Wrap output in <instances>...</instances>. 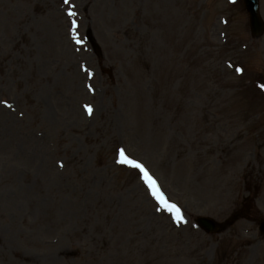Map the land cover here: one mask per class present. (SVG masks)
Here are the masks:
<instances>
[{
  "label": "rangeland",
  "instance_id": "1",
  "mask_svg": "<svg viewBox=\"0 0 264 264\" xmlns=\"http://www.w3.org/2000/svg\"><path fill=\"white\" fill-rule=\"evenodd\" d=\"M156 2L0 0V264H264V34Z\"/></svg>",
  "mask_w": 264,
  "mask_h": 264
},
{
  "label": "snow or ice",
  "instance_id": "2",
  "mask_svg": "<svg viewBox=\"0 0 264 264\" xmlns=\"http://www.w3.org/2000/svg\"><path fill=\"white\" fill-rule=\"evenodd\" d=\"M64 2L67 4L69 3V0H64ZM68 14L69 16H74L76 13L73 11V8H69ZM72 23L75 24L76 21H73ZM240 71H242V69H240ZM261 87H264V85H262ZM4 103L7 104L8 102L5 100ZM85 107L87 108L88 112L91 114L92 112L91 105H85ZM120 156H121L120 162L129 164L141 171L142 179L148 184L149 190L152 192V195L155 197L157 202L162 206V208L170 213H174L175 214L174 219L178 223L186 222L184 218V214L181 208L179 207V205L176 204L175 202L170 201V199L166 196L164 191L159 187L158 182L150 174L149 170L145 167V165L143 163H140L137 159H134L126 155L125 150L123 148L120 149ZM61 166H62V162H61Z\"/></svg>",
  "mask_w": 264,
  "mask_h": 264
},
{
  "label": "water",
  "instance_id": "3",
  "mask_svg": "<svg viewBox=\"0 0 264 264\" xmlns=\"http://www.w3.org/2000/svg\"><path fill=\"white\" fill-rule=\"evenodd\" d=\"M246 4L251 14L252 32L255 36H259L264 31V23L259 15V0H246ZM199 222L203 226L210 228V230H214L216 227L214 221L209 218H200ZM262 225L264 229V220L262 221Z\"/></svg>",
  "mask_w": 264,
  "mask_h": 264
},
{
  "label": "bare ground",
  "instance_id": "4",
  "mask_svg": "<svg viewBox=\"0 0 264 264\" xmlns=\"http://www.w3.org/2000/svg\"><path fill=\"white\" fill-rule=\"evenodd\" d=\"M155 1H157L156 2V5H154L153 6V11H152V14H151V20H154V24L156 25L157 24V20H156V18L158 17L157 15H158V9H159V0H155ZM161 2L163 3V0H161ZM165 5V4H164Z\"/></svg>",
  "mask_w": 264,
  "mask_h": 264
}]
</instances>
